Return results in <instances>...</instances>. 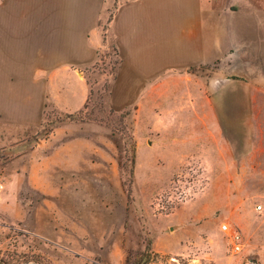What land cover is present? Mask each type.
Returning a JSON list of instances; mask_svg holds the SVG:
<instances>
[{
  "label": "rangeland",
  "instance_id": "1",
  "mask_svg": "<svg viewBox=\"0 0 264 264\" xmlns=\"http://www.w3.org/2000/svg\"><path fill=\"white\" fill-rule=\"evenodd\" d=\"M118 6L98 20L104 47L82 70L80 120L54 110L37 128L0 120V252L39 264H264V100L249 129L210 135L178 130L170 98L161 115L158 82L114 100L121 59L107 29ZM203 79L193 77L199 107ZM222 223L243 237L242 253L231 254Z\"/></svg>",
  "mask_w": 264,
  "mask_h": 264
},
{
  "label": "crops",
  "instance_id": "2",
  "mask_svg": "<svg viewBox=\"0 0 264 264\" xmlns=\"http://www.w3.org/2000/svg\"><path fill=\"white\" fill-rule=\"evenodd\" d=\"M115 1L107 29L121 59L114 100L128 101L142 85L158 82L161 115L163 101L172 99L178 130L249 129L264 100L263 0L218 7L210 0H1V121L37 128L49 110L72 115L84 109L90 89L82 70L104 47L98 20ZM215 62L219 85L212 92L208 75ZM196 75L206 82L198 92L202 107L194 101ZM196 117L201 122L195 124Z\"/></svg>",
  "mask_w": 264,
  "mask_h": 264
},
{
  "label": "built area",
  "instance_id": "3",
  "mask_svg": "<svg viewBox=\"0 0 264 264\" xmlns=\"http://www.w3.org/2000/svg\"><path fill=\"white\" fill-rule=\"evenodd\" d=\"M256 210L260 212L262 210V207L257 206ZM220 230L222 233H224L225 235L229 237L231 254L238 255L242 253V251L245 248V242H244L243 237L240 235V233L238 231L231 230L229 225L225 223H222L220 225ZM172 264H177V263L174 262Z\"/></svg>",
  "mask_w": 264,
  "mask_h": 264
},
{
  "label": "trees",
  "instance_id": "4",
  "mask_svg": "<svg viewBox=\"0 0 264 264\" xmlns=\"http://www.w3.org/2000/svg\"><path fill=\"white\" fill-rule=\"evenodd\" d=\"M85 108L86 105L84 106V109L78 111L77 113L72 115H64V116L69 120H80L79 115H81L82 111L85 110ZM141 255L145 263H148L150 261V254L144 252ZM13 256H15V254H11L9 252L2 254L0 252V264H39V262L30 258H25L23 261L14 262Z\"/></svg>",
  "mask_w": 264,
  "mask_h": 264
}]
</instances>
